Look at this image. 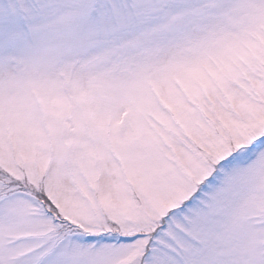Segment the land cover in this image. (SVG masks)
<instances>
[{"label": "snow or ice", "instance_id": "obj_1", "mask_svg": "<svg viewBox=\"0 0 264 264\" xmlns=\"http://www.w3.org/2000/svg\"><path fill=\"white\" fill-rule=\"evenodd\" d=\"M0 264H264V0H0Z\"/></svg>", "mask_w": 264, "mask_h": 264}]
</instances>
